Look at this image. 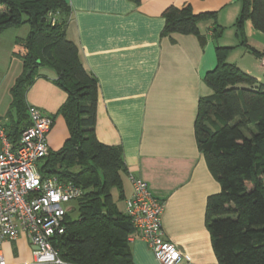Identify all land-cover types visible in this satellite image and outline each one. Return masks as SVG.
Instances as JSON below:
<instances>
[{"label": "crops", "instance_id": "crops-1", "mask_svg": "<svg viewBox=\"0 0 264 264\" xmlns=\"http://www.w3.org/2000/svg\"><path fill=\"white\" fill-rule=\"evenodd\" d=\"M65 1L70 11L66 39L77 46L98 85L95 137L122 153L124 200L131 194L128 177L142 180L163 203V234L183 254L181 264H219L205 212L207 198L220 187L197 146V105L213 95L203 78L216 67L217 48L228 49L226 62L255 80L252 88L264 86V34L249 19L237 28L240 0ZM185 6L194 14L215 16L197 25V35L163 36V11ZM27 33L23 25L0 34V74L8 75V93L22 73L19 55L24 48L16 40ZM40 75L27 89L25 104L53 118L46 143L57 151L68 136L57 114L66 95L55 85L51 70L40 69ZM9 125L8 120L6 128ZM127 241L129 264H159L135 235ZM32 250L21 234L0 244V257L5 264H32Z\"/></svg>", "mask_w": 264, "mask_h": 264}, {"label": "trees", "instance_id": "trees-1", "mask_svg": "<svg viewBox=\"0 0 264 264\" xmlns=\"http://www.w3.org/2000/svg\"><path fill=\"white\" fill-rule=\"evenodd\" d=\"M240 2L237 28L249 19L264 34V0ZM69 13L65 0H0V34L28 26L26 37L16 40L24 54L19 55L22 73L9 90L8 135L14 142L27 126L25 93L41 77L40 69L51 70L66 95L57 114L68 136L39 170L81 190L52 246L64 264H129L127 239L134 230L119 207L122 153L95 137L98 85L77 46L66 39ZM214 16L168 7L162 35H197V25ZM227 50L217 48L216 67L203 78L213 95L199 100L194 124L197 146L220 187L207 198L205 225L219 264H264V86L252 88L255 80L226 62Z\"/></svg>", "mask_w": 264, "mask_h": 264}, {"label": "built area", "instance_id": "built-area-1", "mask_svg": "<svg viewBox=\"0 0 264 264\" xmlns=\"http://www.w3.org/2000/svg\"><path fill=\"white\" fill-rule=\"evenodd\" d=\"M57 14H51L55 17ZM27 126L12 141L0 118V244L25 235L32 246V264H63L52 246L64 233L71 204L81 190L39 168L50 150L46 135L53 119L33 106H27ZM131 194L123 202L124 214L159 264H181L183 254L164 237L161 218L163 203L151 196L146 184L128 177ZM0 264H5L0 257Z\"/></svg>", "mask_w": 264, "mask_h": 264}, {"label": "rangeland", "instance_id": "rangeland-1", "mask_svg": "<svg viewBox=\"0 0 264 264\" xmlns=\"http://www.w3.org/2000/svg\"><path fill=\"white\" fill-rule=\"evenodd\" d=\"M7 76L5 77V72H2V74H0V118L3 121H5V123H7L8 120H9L7 112L9 110V103H10V97H9V93H8L9 86L6 83ZM204 124L206 126L208 125V120L207 119L204 120ZM125 186H126V184L124 183V187ZM121 203L122 202L119 203V207L120 208H121V205H122Z\"/></svg>", "mask_w": 264, "mask_h": 264}]
</instances>
